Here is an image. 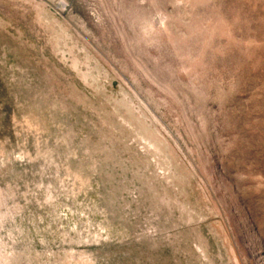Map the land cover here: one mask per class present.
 Returning <instances> with one entry per match:
<instances>
[{"label":"rangeland","instance_id":"1","mask_svg":"<svg viewBox=\"0 0 264 264\" xmlns=\"http://www.w3.org/2000/svg\"><path fill=\"white\" fill-rule=\"evenodd\" d=\"M0 264H264V0H0Z\"/></svg>","mask_w":264,"mask_h":264}]
</instances>
